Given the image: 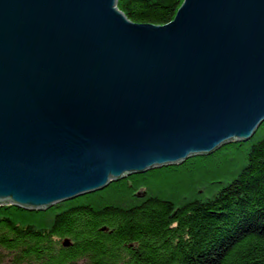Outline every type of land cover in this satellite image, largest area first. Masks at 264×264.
I'll return each mask as SVG.
<instances>
[{"label":"water","instance_id":"water-1","mask_svg":"<svg viewBox=\"0 0 264 264\" xmlns=\"http://www.w3.org/2000/svg\"><path fill=\"white\" fill-rule=\"evenodd\" d=\"M117 1L0 0V204L43 209L264 122V0H183L165 24Z\"/></svg>","mask_w":264,"mask_h":264},{"label":"trees","instance_id":"trees-1","mask_svg":"<svg viewBox=\"0 0 264 264\" xmlns=\"http://www.w3.org/2000/svg\"><path fill=\"white\" fill-rule=\"evenodd\" d=\"M182 2L117 5L134 22L165 24ZM0 247L8 264H264V122L247 141L47 209L0 204Z\"/></svg>","mask_w":264,"mask_h":264},{"label":"rangeland","instance_id":"rangeland-1","mask_svg":"<svg viewBox=\"0 0 264 264\" xmlns=\"http://www.w3.org/2000/svg\"><path fill=\"white\" fill-rule=\"evenodd\" d=\"M117 3H118V1H117ZM118 6V5H117ZM119 8V7H118ZM121 10V9H120ZM122 11V10H121ZM180 163H182V162H180ZM175 164H179V163H174V164H170V165H175ZM163 166H168V165H163ZM163 166H160V167H163ZM229 168V167H231V166H226V165H223L222 166V168L224 169V170H226V168ZM156 168H159V167H156ZM152 169H155V168H152ZM221 175V174H220ZM127 176V175H126ZM221 177H224V178H222V179H226L225 178V176H221ZM113 181H115V180H113ZM105 188V187H104ZM103 189V188H102ZM141 190V192L142 191H145L146 192V187H141L140 188ZM99 190H101V189H99ZM93 192H95V191H93ZM91 193V192H90ZM86 194H88V193H86ZM86 194H84V195H86ZM142 195V194H141ZM81 196H83V195H81ZM81 196H78V197H81ZM78 197H75V198H78ZM75 198H72V199H67V200H63V201H59V202H57V203H55V204H58V203H62V202H66V201H69V200H73V199H75ZM54 204V205H55ZM53 205H51V206H48V207H46V208H43V209H47V208H50V207H52ZM62 244L63 245H65L64 244V240H63V242H62ZM9 262H11V256H10V253L9 252H7V250H5V249H2L1 247H0V264H8Z\"/></svg>","mask_w":264,"mask_h":264},{"label":"bare ground","instance_id":"bare-ground-1","mask_svg":"<svg viewBox=\"0 0 264 264\" xmlns=\"http://www.w3.org/2000/svg\"><path fill=\"white\" fill-rule=\"evenodd\" d=\"M232 141H235V140H232ZM231 142V141H230ZM194 156V155H193ZM192 157V156H191ZM190 158V157H189ZM186 161V160H185ZM183 163V162H182ZM144 173V172H143ZM2 205H5V204H13V205H15L14 203H12V202H10V201H7V202H3V203H1ZM16 206H19V207H24V208H27V209H31V210H34V209H38V208H34V207H32V208H30L29 206H24V205H17L16 204ZM43 210V209H42Z\"/></svg>","mask_w":264,"mask_h":264}]
</instances>
